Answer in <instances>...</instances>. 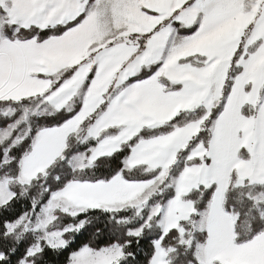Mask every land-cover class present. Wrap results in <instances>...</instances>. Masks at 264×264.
Returning a JSON list of instances; mask_svg holds the SVG:
<instances>
[{
    "label": "snow or ice",
    "instance_id": "6c2138e0",
    "mask_svg": "<svg viewBox=\"0 0 264 264\" xmlns=\"http://www.w3.org/2000/svg\"><path fill=\"white\" fill-rule=\"evenodd\" d=\"M0 264H264V0H0Z\"/></svg>",
    "mask_w": 264,
    "mask_h": 264
}]
</instances>
